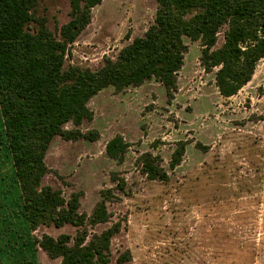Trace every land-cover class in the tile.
<instances>
[{"label":"rangeland","instance_id":"1","mask_svg":"<svg viewBox=\"0 0 264 264\" xmlns=\"http://www.w3.org/2000/svg\"><path fill=\"white\" fill-rule=\"evenodd\" d=\"M156 8V0H102L68 46L65 66L95 70L106 58L114 59L143 35ZM68 12L69 0H38L27 28L44 22L57 35ZM224 29L215 48L223 43ZM183 41L187 49L176 89L168 94L151 78L139 86L99 91L87 102L90 120L64 125L84 136L53 138L42 185L60 189L65 198L81 191L79 212L87 216L101 191L110 189L109 220L87 225L89 232H99L119 224L110 242V264H264V60L236 94L224 97L215 83L217 68L202 65L200 42ZM2 134L0 118V245L9 264H39L29 252L16 256L19 243L12 229L21 215V198ZM117 135L128 144L120 162L105 152ZM181 144V160L171 168V155ZM144 153L156 157L167 180L147 177L141 169ZM114 177L125 181L123 191ZM43 233L73 237L76 227L44 226L37 234ZM126 250L130 258L118 262ZM45 264H59V259Z\"/></svg>","mask_w":264,"mask_h":264},{"label":"trees","instance_id":"2","mask_svg":"<svg viewBox=\"0 0 264 264\" xmlns=\"http://www.w3.org/2000/svg\"><path fill=\"white\" fill-rule=\"evenodd\" d=\"M37 1L0 0V116L21 211L32 229L76 227L73 237L43 233L35 239L50 259H59V264H110V242L119 224L99 232H89L87 225L109 220L106 201L111 191H101L87 216L79 212L81 191L65 198L60 189L42 185L50 143L57 135L66 140L84 136L64 125L90 120L93 113L87 102L108 86L121 90L155 78L170 94L176 89V74L187 49L184 38L200 42L206 70L217 68L218 92L224 97L236 94L264 60V0H156L154 20L143 35L134 37L114 59L106 58L95 70L65 66V56L89 24L92 8L102 0H69V19L57 35L44 22H38L34 30L27 28L35 20ZM223 26V43L215 48ZM127 147L117 135L106 143L105 152L120 162ZM183 152L182 144L173 151L171 168L179 164ZM155 159L144 153L142 171L151 180H167ZM114 178L123 191L125 181ZM129 258L126 250L117 260L123 263Z\"/></svg>","mask_w":264,"mask_h":264},{"label":"crops","instance_id":"3","mask_svg":"<svg viewBox=\"0 0 264 264\" xmlns=\"http://www.w3.org/2000/svg\"><path fill=\"white\" fill-rule=\"evenodd\" d=\"M0 118H1V116H0ZM2 135L5 137V134H2ZM4 140H5L4 147L7 150V152L9 153L8 148H7L6 138H4ZM0 150H2V149H0ZM9 156H10V154H9ZM20 214L21 215L16 217L17 220H16V223L14 224V227L12 229V231L15 232L14 238L19 243L17 249H15L16 250V256H18V255L23 256L24 253L29 252L26 255L29 256L31 261H32L31 256L33 255V258H34V256L37 257V261L39 262V264H45V262L50 258L46 255V253L35 242V239H40V237H41L40 234L39 235L37 234L38 229L40 230V228L44 227V225L39 226L35 229H32V228H30L29 223L26 221L25 216L23 215L22 211ZM5 223L8 224L10 222L6 221ZM0 224L2 225L0 228H2L3 224H4L2 219H0ZM23 233H27V234H25V237L23 236ZM29 235L31 236L32 241H30L29 238H26ZM0 240H2V237H0ZM4 248H5V246L0 245V262H1V264H9V263H11V260L9 257L5 256L6 252L4 251Z\"/></svg>","mask_w":264,"mask_h":264}]
</instances>
